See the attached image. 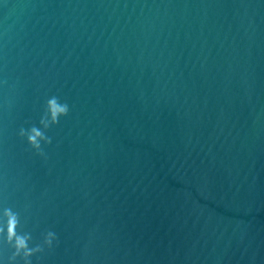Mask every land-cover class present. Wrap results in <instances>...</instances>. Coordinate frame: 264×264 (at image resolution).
Returning <instances> with one entry per match:
<instances>
[{"label":"water","instance_id":"95a60500","mask_svg":"<svg viewBox=\"0 0 264 264\" xmlns=\"http://www.w3.org/2000/svg\"><path fill=\"white\" fill-rule=\"evenodd\" d=\"M6 207L32 264H264V0H0Z\"/></svg>","mask_w":264,"mask_h":264},{"label":"clouds","instance_id":"9594fccd","mask_svg":"<svg viewBox=\"0 0 264 264\" xmlns=\"http://www.w3.org/2000/svg\"><path fill=\"white\" fill-rule=\"evenodd\" d=\"M2 83H7V81ZM68 113L67 102L52 95L45 100L38 124H33L28 128H19L17 135L35 155L46 161L48 157L42 145L47 146L52 142L47 131ZM22 227L20 213L10 207L4 208L0 213V237H2L3 243L12 250L11 256L8 258L9 264L16 262L17 258L22 261V264H32L31 257L52 249L54 242L58 243L57 234L51 230L44 232L39 242L33 243L31 233L18 231Z\"/></svg>","mask_w":264,"mask_h":264}]
</instances>
